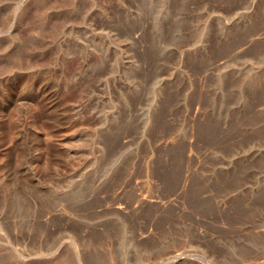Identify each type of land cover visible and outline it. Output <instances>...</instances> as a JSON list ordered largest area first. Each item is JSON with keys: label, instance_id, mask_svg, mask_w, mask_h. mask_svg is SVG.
Listing matches in <instances>:
<instances>
[{"label": "rangeland", "instance_id": "rangeland-1", "mask_svg": "<svg viewBox=\"0 0 264 264\" xmlns=\"http://www.w3.org/2000/svg\"><path fill=\"white\" fill-rule=\"evenodd\" d=\"M0 264H264V0H0Z\"/></svg>", "mask_w": 264, "mask_h": 264}, {"label": "bare ground", "instance_id": "bare-ground-1", "mask_svg": "<svg viewBox=\"0 0 264 264\" xmlns=\"http://www.w3.org/2000/svg\"><path fill=\"white\" fill-rule=\"evenodd\" d=\"M29 81H31L32 82V80H30L29 79ZM28 81V79H27V82H29ZM29 84V83H28ZM26 85V86H29L30 87V85L32 86L34 83H30L29 85ZM34 86V85H33ZM9 88V87H8ZM23 88V87H22ZM30 89H31V87H30ZM2 91V90H1ZM7 91V90H6ZM30 91H32V90H30ZM34 91H36L35 92V95L36 96H40V92L39 91H37L36 89H34L33 90V92ZM23 92V91H22ZM39 93V94H38ZM3 94H4V97H3V99H2V113L3 114H5L10 108H12L13 107V105L14 104H16V102H14V98H12L11 97V95L9 94V93H7V92H3ZM3 96V95H2ZM36 98V97H35ZM40 98V97H39ZM38 98V99H39ZM42 99V98H41ZM44 99V98H43ZM13 102H14V104H13ZM21 106H22V104H18V106H17V108H21ZM15 107H16V105H15Z\"/></svg>", "mask_w": 264, "mask_h": 264}]
</instances>
